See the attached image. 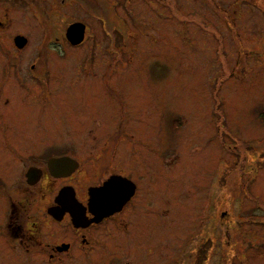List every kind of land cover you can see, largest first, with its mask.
Returning <instances> with one entry per match:
<instances>
[{
  "label": "rangeland",
  "instance_id": "obj_1",
  "mask_svg": "<svg viewBox=\"0 0 264 264\" xmlns=\"http://www.w3.org/2000/svg\"><path fill=\"white\" fill-rule=\"evenodd\" d=\"M65 152L93 182L132 171L139 194L114 221L124 245L53 264H264V0H0L10 214L34 223L24 173Z\"/></svg>",
  "mask_w": 264,
  "mask_h": 264
},
{
  "label": "flooded vegetation",
  "instance_id": "obj_2",
  "mask_svg": "<svg viewBox=\"0 0 264 264\" xmlns=\"http://www.w3.org/2000/svg\"><path fill=\"white\" fill-rule=\"evenodd\" d=\"M19 39L26 42L24 46L19 44V47H26L29 40L23 35L16 36L15 43L20 42ZM61 158H65L64 162L51 169L50 161ZM45 164L44 167H30L24 173L23 183L27 190L35 189L37 192L38 213L34 223L22 222L19 217L21 209L18 208L20 203H13L12 212L9 213L6 196H11L17 189L8 193L7 190L3 191L5 186L0 176V199L5 212L4 223H0V245L3 244V247L0 246V260L5 261L2 264H20L18 262L25 256L11 249L17 244L23 246L29 255L33 253L30 258L37 257L36 252L41 257L48 256L49 264L56 260L61 262L65 254L87 255L109 241L115 243L117 248L124 245L126 238L115 235L114 221L123 215L127 217L139 194V183L129 173L132 171L125 174L108 166L106 174L93 182L92 171L85 168L74 155L66 152L50 155ZM112 235V239L107 240Z\"/></svg>",
  "mask_w": 264,
  "mask_h": 264
},
{
  "label": "water",
  "instance_id": "obj_3",
  "mask_svg": "<svg viewBox=\"0 0 264 264\" xmlns=\"http://www.w3.org/2000/svg\"><path fill=\"white\" fill-rule=\"evenodd\" d=\"M68 30L66 32V39H69V41L74 46H78L79 44L83 43L85 40V33L87 30V27L85 24L81 22L73 23L68 26ZM18 42L20 46H24L26 42H24V39L20 40ZM65 158L61 159H52L50 162L51 169L54 167L59 166L62 162H64Z\"/></svg>",
  "mask_w": 264,
  "mask_h": 264
}]
</instances>
